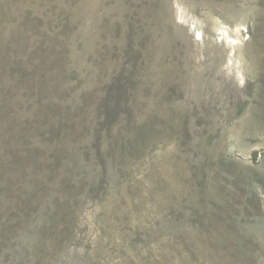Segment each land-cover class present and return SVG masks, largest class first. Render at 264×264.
<instances>
[{"label":"rangeland","instance_id":"rangeland-1","mask_svg":"<svg viewBox=\"0 0 264 264\" xmlns=\"http://www.w3.org/2000/svg\"><path fill=\"white\" fill-rule=\"evenodd\" d=\"M0 264H264V0H0Z\"/></svg>","mask_w":264,"mask_h":264}]
</instances>
